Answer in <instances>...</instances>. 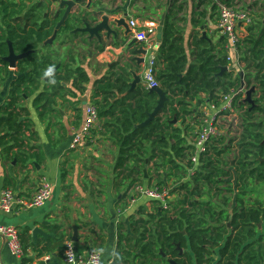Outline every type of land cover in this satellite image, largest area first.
I'll use <instances>...</instances> for the list:
<instances>
[{"label":"crops","instance_id":"1","mask_svg":"<svg viewBox=\"0 0 264 264\" xmlns=\"http://www.w3.org/2000/svg\"><path fill=\"white\" fill-rule=\"evenodd\" d=\"M41 1L46 8L49 7L53 10L54 3H59L60 0L51 3ZM230 2L231 6L237 8L240 6L239 9L247 11L251 18L250 24L241 33L240 41L248 35L247 28L249 26L257 27L256 32L261 30L264 25V0H230ZM220 5V0H81L73 7L70 14L97 10L99 13L96 17L107 15L110 21L125 16L127 25L129 19H135L140 26L143 24L153 25L156 31L151 38L157 39L159 42L162 39L165 18L169 16L174 44L182 50L181 57L185 59L181 77L189 68H198L207 63L209 69H216L215 77L220 78L221 64H215V62H218L222 57L227 62L224 65L228 67L226 71L232 73L233 78L240 76V86H245L242 80L244 64L240 61L241 50L238 46L237 56L228 50L226 40L217 28ZM45 13L46 11L44 17ZM83 22L84 19H82ZM161 23L162 30L159 34L157 29ZM115 30L117 38L112 35L106 38L105 34H102L101 42L96 38L89 39L86 33H74L72 30L68 34L62 35L58 40L55 38L49 49L51 52L42 43L35 50L24 53H16L12 49L14 54L10 55L9 46L11 44L8 43L7 54L0 55L2 61L0 62V117L1 108L12 99L13 85L16 86L19 79L24 76L21 68H25L27 63L21 65L20 63L22 60L28 59L30 55L41 57L50 52L52 62L67 60L63 49L68 45L73 48L72 55L76 61L75 65L83 66L90 78V84L86 85L83 95L77 99L69 98L67 102L57 98L54 107L56 111L47 113L42 118L39 116L42 108L33 106V101L38 93L44 91L43 88H49L53 84L47 83L48 86H44V81H42L41 84L32 86L25 81L19 82L21 90L28 88V91L27 94L21 93L20 98L17 99L15 111L20 113V121L25 118L32 121L30 130L25 131L28 141L26 140L27 144L22 150L26 153H41L43 160L40 163L35 159L24 162L21 150L18 148L5 150L0 146V190L10 188L17 199L28 200L35 194L40 182L45 180L51 183L53 194L50 200L39 208L15 207L13 211L9 212L0 210V225L17 229L21 244L23 248L25 247L23 256L17 258L11 254L5 238L0 235L3 264H65L62 252L63 244L66 240L72 241L73 226L78 230V241H72L78 254L85 255L91 250H96L101 255L102 264H115L118 234H132L135 238L136 234L133 233V230L136 221L144 220L146 219L144 217L152 213L149 210V204H140L137 195H126L134 187H129L131 181H135V184L141 183L137 186L143 188L152 186L150 174L147 175L148 171H146V176L143 173L142 177L140 169L143 167H140L139 162L135 163L134 161L127 162L125 166L133 168V173L130 176L126 171L115 170L119 151V142L115 131L120 126L119 109L112 114H104L103 111L101 116L98 115L95 129L86 137L84 143L76 149L69 148L74 133L81 128L86 105H94L95 99H99V97L92 96L91 82L93 80L104 76L110 77L112 73L120 72L121 68H127V71H133L141 76V81L136 87L141 86L149 90L143 77L148 60L143 64H137L126 46L128 41L135 37L130 32L129 39L125 40L123 38L124 29L115 28ZM82 40L86 42L82 43ZM78 44L80 49L75 46ZM57 45L60 48H57ZM136 47L143 48V44L138 41ZM159 49L153 55L155 60L154 78L158 83H160V74H164L168 65L165 60L166 48L163 51ZM204 51L207 53L202 54ZM228 56L231 57V60L227 59ZM128 77L127 82L130 84L131 74ZM214 95L222 97L220 89ZM64 96L68 98L66 94ZM122 97L125 96L118 95L115 101ZM198 98L201 99L200 104L197 103V99L191 101L189 107L192 110L184 117H176L169 112L157 114L161 119L170 118L168 124H171L173 129L179 130L185 137L184 145L191 147L194 146V132L199 121L213 112V105L219 107L222 104V98L218 103H215L209 98L207 91H200ZM82 99H85L84 103ZM243 99H245V95ZM75 102L79 103L76 107L81 108L79 116L73 109ZM125 103L129 104L133 101L128 99ZM110 105L109 103L108 106ZM23 108L25 111L21 110ZM95 108L97 110L96 106ZM234 112L239 113L235 108ZM234 112L225 116L223 122L226 121V118L234 116ZM230 130L228 125L227 129L222 130L219 137ZM9 143L12 144V142ZM30 146L33 148L29 149ZM151 163L144 168L150 167ZM109 169H111V174ZM141 195L143 194L141 193ZM141 206H145L143 213H140L139 210ZM34 227H40L47 236L37 235L34 241L32 238ZM56 227L59 229L56 230ZM56 235H61L62 239L59 240ZM36 244L38 247L34 249ZM131 244V242L123 241L122 247L128 249ZM45 246L51 247L52 250L44 252L40 256L39 249Z\"/></svg>","mask_w":264,"mask_h":264},{"label":"trees","instance_id":"2","mask_svg":"<svg viewBox=\"0 0 264 264\" xmlns=\"http://www.w3.org/2000/svg\"><path fill=\"white\" fill-rule=\"evenodd\" d=\"M44 1L48 3L58 2V0ZM220 2L231 6L230 0H220ZM48 8L44 6L41 0H0V55L7 54L8 43L12 45L14 52L24 53L35 50L39 44L49 39L56 23L63 14V8L55 14L52 9L49 8L48 10ZM88 16V12L70 14L65 25L58 32L56 40L76 27L82 26V19L87 20ZM256 29L255 26H249L247 28L248 35L240 41L241 45L240 42L238 43L239 50H241L240 61L244 64L242 80L245 88L249 89L255 86L257 89L252 96L255 105L252 106L245 102L243 95H237L233 101V106L236 111L240 112L242 109L244 113L241 122L242 131L238 141L233 146V141L225 139V136L222 135L208 145L211 152H218L219 150L224 152L221 151L223 146H227V151L231 152L233 147H236V155L233 157L235 162L234 185L229 182L231 178L229 171L222 172L220 170L217 172L219 177H228L229 186L234 187L229 191L236 192L233 199L235 206L231 221V233L224 236L226 233L225 225H222L221 222L227 217L225 211H221L219 214L214 213L213 206H211L206 217L201 219L196 213L198 203H191L194 211L183 209L187 201L191 200L193 196H199L202 190L198 187L193 190L190 186L192 184L188 183L189 197L179 201L180 206H176L179 208L176 212L178 219L168 221L167 215L161 210L157 211L158 213H149L147 220L138 219L136 221L133 230V233L136 234L135 238L132 234H118L115 264H169V260L178 264H185V262L176 259L175 256L178 251L175 244H179L182 249L186 250L189 260L187 264H264V25L259 32H256ZM172 36V25L169 16H167L164 21L159 50L163 51L166 48L165 60L168 65L164 74H160V83L158 84L168 100L160 113L169 112L176 117H184L192 110L189 107L191 101L197 99V103L200 104L201 99L198 98L200 91H207L209 98L218 103L221 96L214 95L218 89H220L221 95H226L230 90L240 87V76L233 78L232 73L224 71L220 78H216V69H209L207 63L198 68H189L181 77L185 59L181 57L182 50L175 46ZM83 42L86 41L82 40ZM50 46L51 44H47L44 47L49 50ZM65 48L67 49L65 50L67 60L52 62L49 55L51 51L49 50L50 52L44 56L30 55L28 59H24L20 63V65L27 63L26 67H33L34 71L55 67L60 63L57 71L51 77V79H55V85H51L50 89L43 88L44 91L38 93L33 101V106L42 108L40 118L45 117L47 113L56 111L54 107L57 98L64 102H67L69 98L77 99L84 94L86 85L90 84V78L85 68L75 65L76 61L72 55L73 48L68 47V45ZM206 53L207 51H204L202 54ZM0 62H2L1 59ZM218 63L221 64V67L227 64L226 59L222 57L218 62H215V64ZM26 67H22L21 72L24 73ZM126 69L121 68L120 72H114L110 77L104 76L91 83L93 86L92 96L94 98L99 97L94 102L99 116L102 115L103 111L104 114H112L119 109L120 126L115 130L119 142V151L115 170L118 172L126 171L130 176L133 173V168L125 167L129 161L139 162L140 167L143 168L153 161L156 166L158 163L163 165L175 163L167 150L170 148L176 157L181 156L185 137L181 135L179 130L173 129V126L168 124L170 118L161 119L158 116L160 113L147 126H137L145 121L157 103V94L149 92L145 87L137 86L132 92L124 95L125 97L115 101L118 95L126 93L129 89L127 80H129L128 75L130 73ZM43 73H36L33 78L32 73L29 72L21 77L19 82L25 81L28 82V85L34 86L37 83L36 80ZM19 82L16 86L13 85L11 89L12 99L10 102L1 108L0 146L5 150L16 147L21 150L24 162L35 159L40 163L43 160L41 153H26L22 150L28 141L25 131L30 130L32 121L26 118L20 121V113L15 111L17 99L20 98L21 93L27 94L28 91V88L21 90ZM47 83L48 81L45 84ZM128 99L132 100L133 103L126 104L125 101ZM112 101L113 103H111ZM109 103L110 106H108ZM78 104L75 102L73 106L75 112L78 110L76 107ZM21 110L25 111L24 108ZM254 114L257 115L256 119H254ZM258 115L260 116L258 117ZM32 148L29 147V149ZM207 160L209 163L210 158L205 159V161ZM227 163L225 162V164ZM211 174L208 173L205 176L206 181L217 189L218 185L224 182L223 180L210 179ZM141 175L143 177V173ZM195 180L198 182V179ZM135 185V181H131L129 187ZM164 185L163 181L155 184L159 189L163 188L160 186ZM224 201L228 203L230 199L225 198ZM151 202L152 204L156 203V201ZM143 208V206L140 207V213L144 212ZM182 219H185V222ZM58 229L59 227H56V230ZM182 229H186L189 238L180 233ZM203 235L209 237L208 240L202 239ZM56 237L59 240L62 239L61 235H56ZM123 241L132 244L128 249H125L122 247ZM174 242L175 244H173ZM206 243L211 245L210 248L201 247L202 244ZM37 244L34 245V249L38 247ZM22 249L24 254L25 247L22 246ZM212 249H216L218 256L215 261ZM51 250L52 248L49 246L42 247L39 249V255L41 256L44 252ZM189 250L194 255V262H191ZM203 252L206 254L203 255Z\"/></svg>","mask_w":264,"mask_h":264},{"label":"built area","instance_id":"3","mask_svg":"<svg viewBox=\"0 0 264 264\" xmlns=\"http://www.w3.org/2000/svg\"><path fill=\"white\" fill-rule=\"evenodd\" d=\"M251 22L250 15L247 11L221 4L219 7V17L217 28L219 33L226 40V47L234 55H238V43L241 39V33ZM128 26L139 42L143 44V49L146 53H150L146 69L144 71V79L147 82L148 88L159 86L154 78L153 65L155 64L154 52L160 47V42L157 39H152L156 29L153 25L143 24L138 25L135 19H129ZM231 60V57H227ZM245 86H240L238 89H232L226 95H222V104L217 107L213 105L212 113L207 114L199 121L198 126L194 132V149L195 153L191 156L195 160L196 156L204 153L208 145L222 133L221 125L225 116H229L234 112L233 101L239 94L245 95ZM229 118V117H228ZM98 122V113L94 105L88 104L85 107V115L81 128L78 132L74 133L69 148L76 149L84 143L93 129H95ZM136 189L148 197L155 200L162 205H165L167 195L165 189H159L157 186L151 187L136 186ZM52 196V185L48 181H41L35 194L28 200H19L14 195L10 188L0 190V210L4 212L13 211L15 207L23 208H39L44 206ZM0 235H2L6 242L11 254L17 258L23 256L22 245L18 236V231L11 226L0 225ZM63 260L65 264H102L101 255L96 250H91L88 254L81 255L75 250L74 243L71 240H66L63 246ZM0 264L2 262V255L0 250Z\"/></svg>","mask_w":264,"mask_h":264},{"label":"flooded vegetation","instance_id":"4","mask_svg":"<svg viewBox=\"0 0 264 264\" xmlns=\"http://www.w3.org/2000/svg\"><path fill=\"white\" fill-rule=\"evenodd\" d=\"M60 9L62 8H59V5L54 7V10H53L54 14L59 12ZM47 69L48 68L42 69V70L37 69L34 71L33 67H26L24 71V75L31 72L32 77L34 78L36 73L45 72ZM57 69L53 71V75L57 71ZM49 79H50L49 77L46 79V77L42 74V76L38 80H36L37 82L36 84H41V82L44 81V86H48L45 83ZM77 109L78 110L76 112V115L79 116V114H81V108L77 107ZM182 147H183L181 151L182 154L181 156H178V157L174 155V152H172L170 148L167 150L173 157L172 160H174L175 163L171 162L165 165H163L162 163H158L157 166L155 165L154 161L151 163V167L153 168V171L156 172V175L154 177L156 178L158 182L163 181L165 183V188L163 187L160 189H165L166 195H167L165 205L156 206L155 204H152L153 211L151 212L158 213L161 210L164 211V213L167 215L168 221H172L173 219L177 218L178 216L176 215V212L178 211L179 208L176 206L177 205L180 206L179 201L184 200L185 198L189 197L188 192H187V186H188V183H191L192 185L190 186L193 190L196 187L202 190L199 196H193L191 200H188L187 204L183 206V209L187 211H194V208L192 209L191 203L192 202L198 203L196 213H197V216L201 219H204L206 217L207 215L206 213L208 209L211 208V206H213L212 209L214 213L219 214L221 211H225V213L227 214V217L223 219L221 223L222 225H225L226 233L224 234V236L229 235V233H231L232 231L231 221H232V217L234 214L233 209L235 206L233 199H234V195L236 194L235 191L234 192L229 191L232 188L234 189V187L229 186L230 185L229 182L232 185H234V179H235L234 164L235 162L233 160V157L236 155V149H232L231 152H228L227 151L228 147L223 146L221 151H224V152H220V150L218 152H211V149L207 148L204 153L198 154L195 160H192L191 156L195 153L194 147L186 146V145H183ZM206 158H210L209 163H208V160L205 161ZM225 162H228V163L225 164ZM140 170H141V173H144L143 171L146 169L141 168ZM220 170H222V172L229 171L231 173V178L229 182L227 181L228 177L226 176L219 177L217 175V172H219ZM208 173H212L211 174L212 176L210 179L223 180L224 183L221 185H218L219 187L217 189L212 187L211 183H207L206 178H205V176H207ZM195 179H198V182H196ZM210 179H207V180H210ZM225 198L230 199V202L225 203L224 201ZM185 210L184 212H186ZM182 221L185 222V219H182ZM168 227L171 228L170 226ZM180 233L183 236H187L189 238V235L186 234V229L180 230ZM208 238L209 237H206L204 235L202 236V239L208 240ZM173 244H175V242ZM175 245L178 251L177 252L178 254L175 256L176 259L185 262V264L189 263V260L187 259V255H186V250L182 249L179 246V244H175ZM210 246H211L210 244L206 243V244H202L201 247L204 249H208L210 248ZM188 252L191 253V256H190L191 262H194L193 253L190 252V250ZM212 252H213L212 255L215 261L216 259H218L217 258L218 256L216 254V249H212ZM205 254L206 253L203 252V255Z\"/></svg>","mask_w":264,"mask_h":264},{"label":"water","instance_id":"5","mask_svg":"<svg viewBox=\"0 0 264 264\" xmlns=\"http://www.w3.org/2000/svg\"><path fill=\"white\" fill-rule=\"evenodd\" d=\"M80 1L81 0H60L59 1L58 3L59 8L64 7V11H63L61 18L56 23L51 37L44 42L45 45L53 43V41L57 37L58 32L65 25V22L67 18L69 17L71 10ZM88 13H89V16L87 20H84L83 26L75 28L73 30L74 33L76 32L86 33L89 39L96 38L99 42H101L102 34H105L106 38H109L111 35L114 38H117L118 35H117L115 28H122L124 29L123 38L125 40L129 39L131 30L126 23L125 16H122V17L114 19L113 21H110L107 15H103L100 18L96 17V15H98L99 13L97 10L89 11ZM161 30H162V23L158 26V29H157L159 34L161 33ZM203 36H204V33H203ZM158 38L160 39V37ZM136 44H138V40L136 38H132L128 41L126 46H127V49H129V52L133 55V60L137 64H143L145 63L146 60H149L150 55H147L146 50L143 49L142 47L137 48ZM9 53L10 55L14 54L11 45L9 46ZM145 56L147 57L145 58ZM58 67H59V64H57L53 68V71L57 69ZM226 70H228L227 66L220 67V75H222V73ZM129 73L131 74L132 81L129 84V89L123 95H126L132 92V90L136 87V85L141 81L140 75H137L133 71H130ZM47 78L48 77H46V79ZM149 92L156 93L158 95V100H157L156 106L154 107L153 111L148 114L145 121H143L142 123L138 125L139 127H145L147 126L148 123L152 122L157 116V114L163 108L165 102L168 100L164 91L159 86L150 88ZM254 92H255V87H250L249 89L245 91L244 101L248 102L252 106L255 105L254 100L252 99V94ZM143 172L146 176V171L144 170ZM73 231L74 232L72 236V241L77 242L78 241V230L75 226H73ZM37 235H41L43 237L47 236V234L40 227H34L32 229V238L34 241L36 240ZM169 264H178V263L172 260H169Z\"/></svg>","mask_w":264,"mask_h":264},{"label":"rangeland","instance_id":"6","mask_svg":"<svg viewBox=\"0 0 264 264\" xmlns=\"http://www.w3.org/2000/svg\"><path fill=\"white\" fill-rule=\"evenodd\" d=\"M58 5V3H54V7H56ZM237 8V7H236ZM239 8H241L240 6H239ZM54 10V9H53ZM219 17V16H218ZM78 43V42H77ZM77 48H79L80 47V45L78 44V45H75ZM79 46V47H78ZM57 48H60V47H58V45H57ZM80 49V48H79ZM78 49V50H79ZM64 51L65 50H67L65 47H64V49H63ZM62 51V50H61ZM63 55H64V53H63ZM77 59H78V57H77ZM82 61V63H83V60H84V56H83V59H81ZM85 63V62H84ZM256 91H257V89H256ZM253 96V95H252ZM252 99H254L253 97H252ZM82 101H83V103L85 102V99H82ZM260 115H258V117H259ZM244 117V113H243V110L241 109L240 110V112L238 113V112H234V116H231L229 119H227L226 118V121H224V122H222V125H221V130H224V129H227V127H228V125H229V128L231 129L230 130V132H228V133H226V134H224V138L225 139H231L232 141H233V143H232V145L234 146L235 144H236V141H238V139H239V137H240V133H241V131H242V126H241V122H242V118ZM257 118V115L256 114H254V119H256ZM93 131V130H92ZM91 131V132H92ZM236 147H233V149H235ZM146 170L145 171H148L149 172V174H150V179H151V181H150V184H152V185H154L155 186V184H157V180H156V178L154 177L155 175H156V172H154L153 171V168L150 166H147L146 168H145ZM109 173L111 174V169H109ZM157 181V182H156ZM143 183V182H142ZM110 184V183H109ZM141 183H138V184H136L135 186H137V185H140ZM149 184V185H150ZM133 187L132 188V190L131 191H129L126 195H137L138 196V198H139V200H140V204H143V205H146V204H149L148 205V207H149V210L150 211H153V209H152V207H153V205H152V202H151V200L150 199H148V198H146V197H144L143 195H141V193H139L138 192V190L136 189V187ZM160 187H164L165 188V185L164 186H160ZM53 194V193H52ZM156 206H160L159 204V202H157L156 201ZM46 207V206H45ZM145 207V206H144ZM144 211V210H143ZM144 218H146L147 219V217H144ZM214 258V257H213Z\"/></svg>","mask_w":264,"mask_h":264},{"label":"clouds","instance_id":"7","mask_svg":"<svg viewBox=\"0 0 264 264\" xmlns=\"http://www.w3.org/2000/svg\"><path fill=\"white\" fill-rule=\"evenodd\" d=\"M43 75L45 77H49L50 79L48 80V83L49 84H55V79H51L52 75H53V68L52 67H49L44 73Z\"/></svg>","mask_w":264,"mask_h":264}]
</instances>
